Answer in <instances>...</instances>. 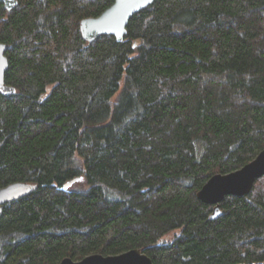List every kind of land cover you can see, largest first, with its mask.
I'll return each mask as SVG.
<instances>
[{"label": "trees", "instance_id": "1", "mask_svg": "<svg viewBox=\"0 0 264 264\" xmlns=\"http://www.w3.org/2000/svg\"><path fill=\"white\" fill-rule=\"evenodd\" d=\"M17 1L0 3V189L35 190L4 208L0 264H264V177L215 220L197 197L264 150V0H156L122 43L80 31L115 0Z\"/></svg>", "mask_w": 264, "mask_h": 264}, {"label": "water", "instance_id": "2", "mask_svg": "<svg viewBox=\"0 0 264 264\" xmlns=\"http://www.w3.org/2000/svg\"><path fill=\"white\" fill-rule=\"evenodd\" d=\"M156 0H115L113 5L96 18L84 19L80 23V31L84 40L93 43L106 36L115 37L119 43L124 41L130 20L137 14L154 4ZM8 12L17 5V0H0ZM7 46L0 43V93L9 96L16 94L14 88L5 83V75L9 68L6 57ZM264 177V150L240 170L227 175H215L197 194L198 199L214 207L210 220L222 215L221 204L227 197H245L251 194L255 183ZM81 180V179H79ZM68 182L62 188L67 192L77 181ZM35 186L28 183H14L0 189V218L6 205L29 196ZM60 264H154L139 249H134L117 256L91 255L81 261L64 259Z\"/></svg>", "mask_w": 264, "mask_h": 264}, {"label": "rangeland", "instance_id": "3", "mask_svg": "<svg viewBox=\"0 0 264 264\" xmlns=\"http://www.w3.org/2000/svg\"><path fill=\"white\" fill-rule=\"evenodd\" d=\"M80 182H82V180H80ZM73 188V187H72Z\"/></svg>", "mask_w": 264, "mask_h": 264}]
</instances>
